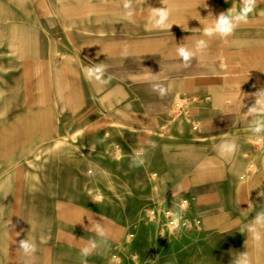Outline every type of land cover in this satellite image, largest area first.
Wrapping results in <instances>:
<instances>
[{"label": "crops", "instance_id": "obj_1", "mask_svg": "<svg viewBox=\"0 0 264 264\" xmlns=\"http://www.w3.org/2000/svg\"><path fill=\"white\" fill-rule=\"evenodd\" d=\"M148 1L139 10L123 5L136 0H0V105H9L0 116L47 136V107L58 104L86 135L106 134L108 114L125 135L145 136L178 94L200 141L228 151L215 158L223 172L184 179L200 224L184 238L183 259L264 264V0ZM165 7L163 20L153 17ZM221 17L227 32L217 31ZM146 87L157 91L149 101ZM57 215L40 264L85 263L97 235L122 229L71 203Z\"/></svg>", "mask_w": 264, "mask_h": 264}, {"label": "rangeland", "instance_id": "obj_2", "mask_svg": "<svg viewBox=\"0 0 264 264\" xmlns=\"http://www.w3.org/2000/svg\"><path fill=\"white\" fill-rule=\"evenodd\" d=\"M136 1L123 5L145 10L150 3ZM156 92L146 87V101ZM8 106L1 104V111ZM59 107H47V136L38 135L20 116H0V264H40L41 245L55 234L61 203L94 210L97 217L122 226L111 240L97 235L94 247L81 254V264H240L233 259H183L184 238L190 239L200 224L184 179L190 173L223 172L215 158L228 151L216 142L200 141L178 94L171 93L170 112L156 134L145 136L125 135L126 127L108 114L106 134L86 135L88 126L73 129L72 115ZM64 115L69 119L62 122ZM189 127L192 136L185 132ZM190 138L192 150H186Z\"/></svg>", "mask_w": 264, "mask_h": 264}, {"label": "clouds", "instance_id": "obj_3", "mask_svg": "<svg viewBox=\"0 0 264 264\" xmlns=\"http://www.w3.org/2000/svg\"><path fill=\"white\" fill-rule=\"evenodd\" d=\"M152 15H153V17L158 15L163 20L165 18V16L167 15V13L164 10H155ZM224 25H225V18L221 17L220 18V25L217 26V31L227 32L228 29L223 27ZM178 51L185 58V60L188 59L189 56L191 55L190 51H188L184 48H181ZM21 245L26 251L29 250L31 247L28 243L23 242V241L21 242ZM85 251H87V250H85Z\"/></svg>", "mask_w": 264, "mask_h": 264}, {"label": "built area", "instance_id": "obj_4", "mask_svg": "<svg viewBox=\"0 0 264 264\" xmlns=\"http://www.w3.org/2000/svg\"><path fill=\"white\" fill-rule=\"evenodd\" d=\"M179 107V106H178ZM187 115V112L185 113Z\"/></svg>", "mask_w": 264, "mask_h": 264}]
</instances>
